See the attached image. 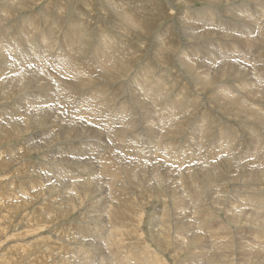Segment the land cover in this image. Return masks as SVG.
Instances as JSON below:
<instances>
[{
	"label": "bare ground",
	"instance_id": "obj_1",
	"mask_svg": "<svg viewBox=\"0 0 264 264\" xmlns=\"http://www.w3.org/2000/svg\"><path fill=\"white\" fill-rule=\"evenodd\" d=\"M18 1L19 3H17V0H0V37L4 38L7 46H14V49H6L4 53L10 57L9 59L5 60L6 57L0 56V63H2V65H8L10 69L8 72L3 70L4 72L0 76V86L3 87V90L0 91V98H2V101L8 102L12 99V93L16 92L18 95L21 94V102L23 103V105L19 107L16 106L18 110L12 109V111L18 112V114L16 115L15 121L12 123L9 122L11 127L9 132L5 133L8 137L19 139L21 136L37 132L41 128H44L45 133L46 131L54 129L52 135H49L48 132V135H45L46 137L43 138L40 136L41 140L39 136H33L34 138L32 140L35 139L34 141H36V143L33 141L31 146L29 143V149L35 148V150H39L38 148L40 146L47 143L55 144V141L65 145V150H62L63 154L59 152L60 149L49 151L52 163L48 171L46 168L42 169L44 171V178L48 182L46 185V188H48L47 190L52 189L56 193L55 199L46 206L45 211H47L46 215L48 217L43 216V219L50 221L51 218H58L64 221L72 212L82 211L84 209L90 210V212L82 214L80 221L85 224L90 223L92 229H83L78 235L85 237V239L89 237L92 239L94 238L95 243L96 241L100 242L102 249L99 247V252H96L94 250L96 247L92 248L91 243H87L85 251L78 252L79 250H74L76 254H81L83 257L80 264H94V262H97V264H102V262L103 264H140L138 261L140 258H143L142 260L146 264H165L166 262L164 258L160 256L159 252L164 253L170 249L168 248L167 239H172L173 230L171 227H175L174 232L176 238L183 235L184 231L181 230L186 228L185 220V223L183 221L181 222V229L176 231L179 224L177 225L175 221L179 219L178 216L184 215L186 211L184 208L182 211L183 213H178V211L176 212V209L179 210L178 207L176 209L174 208L175 212H173L172 209V211L170 210L169 212L170 214H168L166 208L170 200L172 206L174 204V206L178 205L181 206V208L187 206L191 207L193 204L195 207L193 209L195 210L194 214L196 215L203 212L207 207L204 213L199 217L201 226L204 228H207L209 224L207 222L210 218L219 216L220 210L218 209L222 205L223 208H225L224 211L228 212L229 216L227 215V217L233 225L246 226L242 231L253 235L255 232L252 231L249 226L257 224L259 225L258 230L264 231V207L257 206L259 201L264 202V193L262 192L263 195L251 198L249 204H246L253 191L260 193L259 190H256V187H259V189L263 187L264 189V181L261 178H256L254 186H251L249 183L245 182L251 174L243 169L242 171L246 174L239 172V168L237 170L235 169L238 165L245 164L240 163L237 159L247 162L251 157H255L257 153L259 154L257 151V153H254L257 147V141H254L251 147H249L251 150L250 153L248 149L246 150L248 153L245 154V151L242 152V149H240L242 144L241 139L243 138L240 133L242 132V125L244 124H238L237 122L239 126L235 128V125L233 126L232 123H221L225 118H218L211 114L208 108L206 109L204 107V105H206L210 107V110H214L215 108L223 117L235 118L237 120L238 118L236 117L239 116H245L247 118L252 117L249 119L250 121L248 120L249 123L255 118L256 124L259 125L258 127L264 129V119L262 118L264 115L262 117L260 116V119L257 116V112H259L257 107L264 106V95H261L264 94L262 93L264 88H260L261 84L246 83V81H248L246 78L245 80L242 79L243 81H237V87L233 86V89L235 88L233 91L224 89V91L220 90L219 92L218 88L214 86L215 80L222 81L229 79L228 77L232 80H236L237 77L239 78V66L242 68V64L238 62L234 63V61L232 62V60H234L232 57H241L243 60L245 58V63L246 61L248 63H255L253 60H247L248 56L252 57L254 60L259 57L260 60L258 61L262 62H256L254 64L256 67L254 72L260 74L261 82L264 80V73L263 75L261 73L264 71V64H262L264 62V60H262V56L264 55V20L251 19L248 15L247 8L244 7V5H248L252 10L256 8L258 12L261 11L262 14H264V2L260 0H245L249 3L242 2V10L236 12V6L233 5L228 7V11L225 10L226 13L224 12V14L228 12L229 17L232 16L233 18V20L228 22L244 24V30L241 31L242 35H236L229 32L218 31L214 27L216 25V20L211 12L217 11L221 3H233V0H199L206 2L209 8L208 11L200 13V18H195L192 12L190 13L189 10L186 11L184 16L185 20L182 24L187 27L184 26L183 33L189 38V43L196 44L188 47L190 52L182 53V59L184 61L183 63H179L177 69V54L175 55L173 51V49H177L173 41L175 37L174 30L172 28H167V30L161 32V34L156 37L157 40L156 44H154L153 52L150 54L151 56L147 58L148 60H144L143 63L153 67H155L154 64L156 63V67L161 65L164 70H168V66L171 65L169 68L171 72H177V77L184 80V76L182 73L180 74L182 69L181 66L183 65L193 78L196 76L194 83L199 91H205L210 87L212 83L211 78L213 76V90L216 94H213L214 96L212 95L213 97L210 102L202 104L199 94H191L186 85H184L185 88H183L186 89L185 92H180L177 96L178 99L173 95H169L171 88L166 85L165 82H159L160 78L157 77L153 68H144L142 74L137 75L136 78L132 72L135 66L140 63V60L143 58L145 59V52L147 50V42L140 39L136 40V37H142L147 32L150 26L149 19L152 25H154L156 21H159L158 19L152 20L154 14L158 16L164 14L163 7L159 8L160 0H157V2L156 0H143L146 4L150 3L153 6L154 4L152 2H154L156 8L147 5L142 6L139 4V1L133 0L131 2L133 11L129 13H127V10L121 11L122 8L120 5L118 6L114 0H98V2H96L98 3V7H96L97 10L100 9L105 13L110 12L113 16L115 15L119 18V22L116 23V28L113 32H109L107 30L108 28H105L106 31L102 30V34L106 36L98 37L94 35L95 32L92 34L90 31L86 21H88V23L90 21L92 22V20L95 21V18L92 17L95 13L92 10L88 11L87 14L80 15L79 13L80 17L78 19L81 20V22H78L77 19L64 21L60 15L56 13L49 15L46 11H43L42 15L36 13L37 15L34 14L35 16H30L31 18L28 22L25 21L23 25L21 24L24 28L20 26L18 31L14 32V39H12V34L9 33V29L16 27L19 15L23 12L27 13L28 11H34L39 5V3H37L39 0ZM194 1L196 2L197 0H187L186 2L179 0L178 2L189 7ZM119 3L122 5L129 4L126 3L125 0H119ZM48 8V6H44L43 9L50 13ZM134 13L139 20L134 21ZM45 14L49 16L43 19V15ZM83 15H85V17L81 19ZM98 16L99 14H97V16L95 15L96 18H98ZM100 17L102 18V16ZM224 17L226 16L224 15ZM102 19L106 18L104 17ZM13 20L14 22H12ZM36 22L37 24L43 23L42 29L38 33L42 36L38 40L37 37L32 39L33 34L36 32ZM64 26L66 30L63 31ZM187 32H190L189 35ZM247 33L251 35L249 38L247 37ZM17 36L18 38H16ZM49 38H59L62 40L61 46L56 50H53L51 47H45L44 44ZM41 39H43L42 44L40 42ZM135 40L139 43H134ZM198 47L208 54V59H205L201 55H194L193 52H198ZM80 49H83L85 53L91 57L85 60L83 56L79 54ZM141 49L145 51L143 50L144 52H141ZM40 51L42 54L50 53V59L45 58L51 62V68L56 72L58 75L57 77L43 71L41 62L44 57L43 55H39ZM216 57L218 59H216ZM208 61H212V63L206 68L205 64ZM196 62H198L199 65H195ZM231 63L232 65H229ZM43 66L46 68L45 64ZM249 70H246L244 73L246 76L250 75ZM130 73H133V76L129 79ZM206 73H208V75ZM166 74L165 72L162 76ZM168 75V78L171 79L172 75L171 77L170 74H167V76ZM65 76L70 79H65ZM153 78H155V80ZM260 80L257 79L256 82ZM171 81L174 84H177V81L180 83L179 79H172ZM97 84L100 87V91L93 87ZM135 84H137L136 87L141 89L143 93L139 96L140 99L138 96L136 97V101L142 104L141 108H147L152 112L151 115L156 116L159 120L157 123L160 124L161 132L159 130L156 131L155 126L152 125L153 122H150L152 117L147 118L148 120L145 122L138 123L134 118L133 111L127 107V101L122 99L123 96H121V94H128L132 97ZM126 85L130 87L127 89ZM135 89L137 90V88ZM248 90L249 93H246ZM237 93H240L239 97ZM246 95L249 98L246 97ZM251 96L257 100L259 104H251L253 103L251 101V103L247 102ZM103 97H105L107 102H110V108H106ZM117 97L119 98L117 99ZM145 98L148 102H152L154 107L153 105L149 107L143 104L147 103ZM199 107V113H196ZM73 110H75V115L72 113ZM97 116H100L98 122L96 121ZM212 120H215L216 124H214ZM2 121H4V119ZM142 123L147 131L153 134L151 138H143L141 134V131H143ZM95 124L96 126L93 127L92 125ZM7 126V128H9V124ZM188 126L190 127L188 128ZM190 130L193 131L191 133L194 135H188L187 137L192 139L190 141H193L192 144L194 146L189 145L188 148L186 146L187 149L185 151L180 150L179 152V149L173 145L176 141L171 140L175 137L174 135L178 133L183 135L186 131L190 132ZM245 131L246 129L243 132ZM158 133H161V135L159 139H156ZM107 137L110 139L108 145H111V142L113 146L98 150V143L104 144V139ZM2 143L3 142H1V144ZM202 150L205 151V154H201ZM131 152H134V154L128 155ZM56 155L58 156L54 157ZM70 155L72 160H70ZM19 157L21 160V156ZM84 158L85 161L83 160ZM159 159H164L169 165L170 163L180 165L178 166L179 168L177 167L178 169L174 170L176 172L170 169V167L161 166L162 175L167 176L166 180L171 183V186L174 187L177 185L174 189L175 198L166 196V187L161 185L162 188H160V177L158 176V172L160 171L157 168V164L155 165L156 162H154ZM13 160L16 163L20 161L18 156H15ZM67 160L71 162V164L74 162L75 167H66L65 164L61 163ZM193 162L197 164L194 168H190V165L193 166ZM151 163H153V165ZM123 164H127L125 166L127 168L125 169L128 172L134 165L137 171L128 173L126 180L120 182L115 177L114 166ZM186 164H188L189 167L183 171L182 169L186 167ZM201 165H203V171H201ZM21 166L22 165H20V167ZM171 167L173 166L171 165ZM104 168L111 169L106 171L104 173V178L100 180L99 172ZM168 169L169 171H167ZM18 170H20V168H18ZM170 171L173 173H170ZM169 174L172 175V178L168 176ZM262 177H264V175H262ZM44 178H41L43 182L45 181ZM201 178L205 181L202 189L196 185L198 181L200 182ZM239 178L245 179L239 184L241 187L239 190H250V194L243 199L244 201L240 199L241 197L239 195V199L242 200L239 202H243V204H239L236 192L225 193V191L229 189H235L234 191L237 190ZM143 179H147L149 182H155V186H151L153 184L152 182L150 185L155 190L137 192L136 188L141 185ZM54 180L56 182L55 187L52 185ZM101 181L105 185L110 183V195L106 194V191H103ZM216 189L219 190V193L217 197L213 199L214 201L211 202V198H214L212 192H216ZM186 192H190L191 194L188 195ZM229 193H232V196L229 197L231 200H227L228 203H225V198L230 195ZM139 195H142L146 200H141L139 203ZM184 196L189 200H183ZM158 198L159 200H157ZM168 198L170 199L169 201ZM46 199L49 200L50 197L47 196ZM150 199L154 200V202L156 200L157 202L159 201L161 205L159 204L160 209L157 213L158 216L152 221L151 233L153 235L152 241L154 242L148 245L142 240L147 238V236L143 235V223L141 222L146 215L147 206L150 205ZM205 201L213 203V205L206 204ZM244 204L249 207V213L251 212L250 216H247L246 213L248 212H245L244 209H246V207L244 206L246 205ZM19 207V205L13 207V211L15 208ZM214 207H217V210H215ZM11 210L12 209H10V211ZM175 213L176 215L174 216L173 214ZM194 220H196V218L190 215L188 216L187 223L194 222ZM205 223L207 224L205 225ZM220 223L222 224V221ZM224 224L225 222L223 225ZM38 225L40 224L38 223ZM41 225L40 228L44 226L42 223ZM19 227H21V225H19ZM225 227V229H227V226ZM31 228L32 230H30ZM157 228L159 230H155ZM43 229H46L45 226ZM27 230L36 233L34 230L38 231L39 226L33 229L32 226L27 225ZM258 230H256L258 234L261 236L264 235V232ZM216 231L214 234L208 232L210 234L208 235L209 238L212 235L213 240L216 239V241H214L216 242L215 247H218L221 252H224L227 247L233 246L232 242L227 239L225 241L224 237L220 236L221 231ZM225 232L230 233V230ZM188 233L189 231L187 230V234ZM67 237L69 236L67 235ZM67 237L64 238L62 236L60 243L62 241L66 242ZM73 237H75V235L69 238ZM196 237L197 235H193L188 239L195 240ZM182 238L185 239L186 237ZM81 240L84 239H79V241ZM89 240L90 239H88V241ZM92 241L93 240H91V242ZM256 241L258 242V240ZM153 246L156 249H154ZM257 246L262 247L260 249L253 248ZM257 246H252V249H258L257 252L253 250L255 256L264 253V242L260 240ZM242 248L244 249V247H241V249ZM90 253L91 256L89 255ZM95 253L99 254L98 256L100 259L95 256ZM175 253L178 258V256L183 253V249ZM197 254L198 252L196 255ZM223 255L222 253V257L220 256L221 264H223L221 262ZM154 256L155 258L152 261ZM212 258L213 260L207 259L211 262L218 263V260L214 256H212ZM263 260L264 257L260 258L261 262Z\"/></svg>",
	"mask_w": 264,
	"mask_h": 264
},
{
	"label": "rangeland",
	"instance_id": "obj_2",
	"mask_svg": "<svg viewBox=\"0 0 264 264\" xmlns=\"http://www.w3.org/2000/svg\"><path fill=\"white\" fill-rule=\"evenodd\" d=\"M114 1L118 6L120 5V7L122 8L121 11L127 10V13L133 11V5H131V2L133 0H125L126 3H129L128 5L127 4H125V5L120 4L119 0H114ZM137 1H139V4L142 6L147 5V6L155 7L154 2H152L154 4V6H153L150 3L146 4L143 0H137ZM178 1L179 0H160L159 8L163 7L164 14L162 16H158V15L154 14V16L152 17V20L158 19L159 21L158 22L156 21L155 24L152 25L151 20L149 19L150 26H149L147 32L142 37H136V40L140 39V40H144L147 42V50L145 52L146 53L145 59L144 58L141 59L140 63L135 66V68L132 72L134 73L135 78H136L137 75L142 74V71L144 68H146V67L153 68L156 72L155 74L157 75V77L161 79V80L159 79V82L163 81L166 83V85H168L171 88V92L169 93V95H173L176 99H178L177 98L178 94L180 92H185L186 89H183V88H185L184 85H186V86H188V88H189L188 91L191 94L192 93H198L202 104H206V103L210 102L211 98L216 94V92H214V90H213V83H214L213 82V76L211 78L212 83H211L210 87L205 91H202V90L199 91L195 87V83H194L196 80V76L193 78L186 71V69L183 67V65L181 66L182 69H181L180 74L182 73V75L184 76V80L177 77L178 76L177 72L176 73L173 71L171 72V70L169 69L171 67V65L168 66V68H167L169 70L168 71V70L162 69L161 65L159 67H156V63L154 64L155 67L150 66L146 63H143L144 60H148L147 58L149 56H151L150 54L153 52L154 44H156V40H157L156 37H158V35L161 34V32L167 30V28L168 29L172 28L174 30V34H175L173 41H174L175 45L177 46V49L175 48V49H173V51H174L175 55L177 54L176 69L178 68L179 63L180 62L183 63V61H184L182 59V57H183L182 53L183 52H185V53L190 52V49H188V47L196 44V43H194V44L189 43V38L186 37L185 36L186 34L184 35V33H183L184 26L185 27H187V26L186 25L183 26L182 22L185 20L184 16L186 14V11L189 10L190 13L192 12L193 17L200 18V13L204 12V11H208L209 5L206 2L197 0L196 2L195 1L192 2L191 3L192 5L188 7L185 4H181V2L179 3ZM186 1L187 0H183V2H186ZM260 1L264 2V0H260ZM64 2H65V4H64ZM96 2H98V0H47V1L46 0H39L37 2V3H39V5L34 11H28L27 13L23 12L19 15V17L17 19L18 21L16 20L18 22V23H16V27L12 28L13 30L9 29V33L12 34V39H14V32L18 31L19 27L22 26L25 21L28 22V20L31 18L30 16H32L34 14L35 15H37V14L42 15L43 11H46L49 15L56 13V14L60 15V17L64 21H69L71 19H77L78 22H81V20L78 19L80 17V15L81 14H87L88 11L92 10L95 13L92 16L95 18V21L92 20V22L90 21L91 23L90 22L88 23V21H86L90 31L92 32V34H94V32H95L94 35L98 36V37L106 36L105 34H102V30L106 31V29L108 28L107 30L109 32H113L114 29L116 28L115 27L116 23L119 22V18L115 15L113 16V14H111L110 12L105 13V12L101 11L100 9H98L99 10L98 11L96 9V7H98V3H96ZM156 2H157V0H156ZM242 2L249 3L245 0H233V3L232 2L228 3V4L226 2H224L223 4L221 3L219 5L220 8H217V11H211L215 17V20H216V25L214 27L218 31L229 32V33L236 34V35H242L241 31L244 30V24L243 23H236V22H228V21L233 20V18H232V16L229 17L228 12H227V14H224V12L226 13L225 10L228 11V7L232 6V5L236 6V8H235L236 12L239 10H242V6H243V5H241ZM17 3H19L18 0H17ZM89 4H92V5H89ZM44 6L49 7L48 10H50V13L47 10L43 9ZM61 7H63L64 9ZM244 7L247 8L248 15L250 16L251 19H253V20H264V14H262L261 11H259L260 12L259 13L256 10V8H254L255 10L254 9L252 10L248 5H244ZM59 8H61V9H59ZM201 10H203V11H201ZM79 13H80V15H79ZM97 14H99V16H98L99 19L95 17V15L97 16ZM49 15H47V14L43 15V19L47 18ZM134 15H135V13H134ZM178 15H179V17H178ZM224 15L226 17H224ZM100 16H102V18L105 17L106 19H102ZM81 17H82L81 19H84L85 15H83ZM133 19H134V21L139 20V18H137L136 15L133 16ZM12 22H14V20ZM42 24L43 23L37 24V22H36V24H35L36 32L33 34L32 39L34 37H37V40H38L42 36V35L38 34L39 31L42 29L41 28ZM22 28H24V27L22 26ZM64 30H66L65 26L63 28V31ZM63 31H62V33H63ZM189 33L190 32H187L188 35H189ZM95 36H93V37L97 38ZM250 36L251 35H248V33H247V37L249 38ZM16 38H18V36ZM136 40L134 43L138 44L139 42ZM61 41L62 40H60L59 38H49L48 41L44 45H45V47L46 46L51 47V48H53V50H56L57 48H59L61 46ZM90 41H92V40H90ZM40 42L42 44L43 39H41ZM92 42H94V41H92ZM6 49H14V46L13 45L11 47L7 46L5 41H4V38L0 37V56H4V58L6 57L5 60L10 58L8 55L4 54ZM143 50L144 49H141V52ZM193 53L195 56L201 55L205 59H208V54L200 48H199L198 52L194 51ZM79 54L82 55L85 60H88L91 57L90 55L85 53V51L83 49L79 50ZM39 55H41V56L43 55V57H44L42 59V62H41V64H42L41 66L43 67V71L47 72V74H49V75H54V77H57L58 75L56 74V72L53 71V69L51 68V62L48 60V59H50V53L42 54V52L40 51ZM236 56H238V55H236ZM45 57L48 59H46ZM233 58H234V60H232V62L234 61V63L238 62V63L242 64V68H241V66H239L240 67V70H239L240 73L238 74L239 78L237 77L236 80H232L230 77H228L229 79H225L222 81H216L215 80L214 86L216 88H218L219 92H220V90L224 91V89L225 90L228 89V91H233L235 89V88L233 89V86H236L237 81H239V80L243 81L246 78L248 79V81H246V83L247 82H249V84L259 83L262 86V87L260 86V88L263 89L264 88V86H263L264 80H262V82H261L260 74L258 72H256V73L254 72V70L256 68L254 64L256 62H262V61H258V60H260V58L259 57L256 58L255 59L256 61H255L254 59H252V57H250V56L247 57V60H253L255 63H253V62L248 63L247 61L245 63L246 59L244 58V60H243L241 57H239V58L232 57V59ZM262 58H263L262 60H264V55L262 56ZM216 59H218V58L216 57ZM43 62L45 64L46 68H44ZM148 63L151 64L150 62H148ZM210 63H212V61H208L205 64V67L207 68V66ZM197 64H198V62L195 63V65H197ZM262 64H264V62ZM229 65H232V63ZM5 66L6 65H2V63H0V76L2 75V73L4 71L5 72L10 71L9 66L8 65L6 67ZM218 66H219V64H218ZM182 70H184V71H182ZM246 70L250 71V75H247L248 77L246 76V74H244L246 72ZM165 72L167 74H170V77L172 75L171 79L168 78L169 75L167 76V74L165 76H162ZM133 73L132 74L130 73L131 75L129 74V76H130V77L128 76L129 79L133 76ZM204 73H205V71H204ZM261 73L263 75L264 71H262ZM206 74L208 75V73H206ZM49 77H51V76H49ZM254 77H255V79H254ZM65 79H70V78L65 76ZM126 79H128V78H126ZM153 79L155 80V78H153ZM172 79H175V80L179 79L180 83L177 81V84H174L171 81ZM257 79L260 81L256 82ZM230 82H232V83H230ZM126 86H127V89L130 87L129 85H126ZM136 86H137V84L134 85L132 97L129 96L128 94H121V96H123L122 99L127 101V107L133 111L134 118L138 123L145 122L148 120L147 118L152 117L150 122L151 123L153 122L152 125L155 126L156 131L159 130L161 132L160 124L157 123V121H159V120L156 118V116L151 115L152 112L149 111L147 108H141L142 104H140L139 102L136 101V97L137 96L139 97L143 94L141 89H139ZM93 87H94V89L100 91V87L98 86V84L93 86ZM135 88H137V90ZM205 89H206V86H205ZM1 90H3L2 86H0V91ZM262 91L261 92L264 93V90H262ZM246 93H249V90ZM239 95H240V93H237L238 97H239ZM261 95H264V94H261ZM205 96H206V98H205ZM246 97H248V96L246 95ZM103 98L105 101L106 108L107 107L110 108V102L109 101L107 102L105 97H103ZM118 98L119 97H117V99ZM139 99H140V97H139ZM250 99L248 101L247 100L246 101L247 102H250V101L253 102V103L250 102L251 104H254V103L259 104V102L257 100H255L252 96L250 97ZM145 101L147 103H143V104H146L149 107L151 105H153V107H154V104H152V102H148V100L146 98H145ZM21 105H23V103L21 102V94L18 95L16 92L12 93V99L8 102H4V101H2V98H0V127H1L0 128V151H2V152H0V202L2 203V204L0 203V209H1L0 210V264H80V262L82 261L81 259H83V257L81 256V254L80 255L76 254L74 252V250H79L78 252L85 251L87 243L88 244L91 243L92 248L96 247V249L94 248V250L96 252H99V250H100L99 247H101L99 241H96V243L94 242L95 241L94 238L92 239L91 237H89L88 239H90V240L88 241L87 238L85 239V237L78 235V233H80L83 229L84 230H87L88 228L90 230L92 229V225H90V223L85 224V223L80 221V217L82 216V214L83 213L86 214V212H90V210L84 209L82 211L72 212V214L70 213V215H68V217L65 218L64 221L62 219H58V218H53V219L51 218L50 221L43 219L44 217H48L46 215L47 211H45L46 206L51 201H53L55 199L56 193L52 189L47 190L48 188H46V185L48 182L44 178V171L42 169L46 168V170L48 171L49 166L52 163V160H50L51 154L49 151L60 149L61 151L59 150V152L63 154L62 150H65V145H62L61 142L55 141V144L47 143V144L40 146L38 148L39 150H35V148H33L34 150L31 148L29 149L28 144L30 143L29 145L31 146V143L35 140V139L32 140L34 137H38V136L40 137L41 136L44 138L48 135V132H49V135H52L54 133L53 132L54 129L51 131H46V133H45L44 128H41L40 130L37 131L38 133L34 132V133L26 135V136H21L22 138L20 137L19 139H16V138L10 137V136L8 137L5 132H9V129L11 127L10 123H12L13 121L16 120V115L18 114V112L12 111V109L18 110V107ZM16 106H18V107H16ZM116 106H118V105H116ZM204 107L206 109L208 108L210 113L217 116L218 118H225L224 121H222L221 123H227V124L232 123L233 126L235 125V128H237L239 126L238 124H244V125H242L243 126V129L241 132L242 134L240 133V135L243 137L241 139L242 144H241L240 149H242L241 150L242 152L245 151V154L248 153V151H246V150L249 149V153H250L251 150L249 147H251V144H253L254 141H257V147H256L254 153L259 152V154L257 153L255 157H251V159L247 162L240 161L239 159H237L240 163H245V164L244 165H238L237 168H235V169L237 170L239 168L238 169L239 172L246 174L244 172V171H246L249 174H251L249 176V178L245 181V182L249 183V185H251V186H254V181L256 178H261L264 181V177H262V175H264V148H263L264 147V129L258 127L259 125L256 124L255 118H253L252 122L249 123L248 120L251 119L252 117L247 118L245 116H239V117H236V118H238V120H237L235 118L233 119V118H229V117H223V115L221 113H218V111L215 108H214V110H210V107H208L206 105H204ZM199 110H200V107L196 111V113L197 112L199 113ZM257 110L259 111V112H257V116L260 119V116L262 117L264 115V106H258ZM74 111L75 110L72 111L73 114H74ZM190 115H191V113H190ZM5 117H6V119H5ZM99 117L100 116L96 117L97 122L99 120ZM262 118L264 119V116ZM1 119L2 120L4 119V121H2ZM12 119H14V120H12ZM244 119H245V122H244ZM227 120H229V121H227ZM231 121H233V122H231ZM212 122L214 124H216L215 120H212ZM237 122H238V124H237ZM7 123L9 124V128H7L8 127ZM92 126L95 127L96 124L92 125ZM189 127L190 126H188V128ZM4 129H5V131H4ZM245 129H246V131L243 132ZM142 130L143 131H141V134L143 135V138L148 139V138H151L153 136V134H151L150 132L147 131V129L143 125V123H142ZM191 132H193V131H191V130H190V132L186 131L183 135L178 133L177 135H174L175 136L174 138H172L171 141H176L175 143H173V145L177 149H179V152H180V150L185 151L189 145H193L192 144L193 141H190L192 139L187 137L188 135H194ZM39 133H41V134H39ZM160 135H161V133H158L156 136V139H159ZM214 136H215V131H214ZM41 137H40V140H41ZM109 140L110 139L108 137L106 139H104L105 145L103 143H101V144L98 143V145H99L98 150L107 149V148H110V146L112 147L113 143L110 142L111 145H108ZM1 142H3V143L1 144ZM34 142L36 143V141H34ZM154 145H155V142H154ZM186 146H187V148H186ZM134 147H136V146H134ZM41 148H43V149H41ZM48 148H50V149H48ZM202 151H201V154L205 152V151H203V152ZM130 154L133 155L134 152H131L128 155H130ZM58 155H56L54 157H57ZM15 156L16 157L18 156L19 160H20L19 156H21V160L18 163L14 162V160H13V158ZM45 156L47 159L45 158ZM70 157H71V155H70ZM68 160L63 161L61 163L65 164L66 167L74 168L75 163L73 162V164H71V162H68ZM70 160H72V157L70 158ZM83 160L85 161V158ZM83 160H82V162H83ZM163 161L165 162L164 159L163 160L159 159L158 161H154V162H156L155 165L157 164V168L160 171V172H158V176L160 177V180H159L160 188H162L161 185L166 187L167 188L166 196L175 198V192H174L175 190L174 189L177 187V185H175L174 187L171 186V183L166 180L167 176L162 175L163 173L161 172V166L163 165L167 168L170 167V169H172L174 171V170L178 169L179 168L178 166H180V165H174L172 163H170V165H169V163L167 161L165 163ZM11 162L13 163V165ZM95 164H96V162H95ZM127 164L114 166L115 167V177L120 182H124L126 180L128 173H132V172L137 171V169L134 165L130 169V171L128 172L125 169V168H127V167H125ZM151 164L153 165V163H151ZM192 164H193V166L190 165V168L191 167L194 168V166H196L197 163L195 164V162H193ZM20 165H22V166L20 167ZM171 165L173 167H171ZM187 167H189L188 164H186V167H183L182 170L183 171L186 170ZM202 167H203V165H201V171H203ZM234 167H235V164H234ZM18 168H20V170H18ZM111 168H104L99 172L100 180L102 178H104V173ZM97 169H98V166H97ZM242 169L244 171H242ZM167 171H169V169ZM174 172H176V171H174ZM170 173H173V172L170 171ZM168 176L170 178H172L171 177L172 175L169 174ZM41 178H44L45 181L43 182L41 180ZM50 178H52V177H50ZM50 178H48V179H50ZM244 180L245 179H243V178H239V180L237 182V190L236 191H234L235 189H232V190L229 189V190H226L225 193L226 192H236V195L238 196V202L242 201L245 197H248V195L250 194V190L249 191H246V190L240 191L239 190V189H241L239 184L241 182H243ZM151 182H149L147 179H143V181H141V185L136 188L137 192H142V191H147V190L154 191L155 189H153L151 186H153V185L155 186V182H153V181H151ZM204 182L205 181L201 178L200 182L198 181L196 185L202 189L204 186ZM52 183H53L52 185L55 187L56 186L55 180ZM101 184H102L103 191H106L107 192L106 194L110 195L111 194L109 191L110 183L105 185L101 181ZM22 185H24V186H22ZM261 188L262 189H259V187H256V190H259L260 193H256L253 191L251 193V195L249 196V199L247 200L246 204H249L251 198L263 195L262 192L264 193V189H263V187H261ZM212 189H214V188H212ZM190 192H186V193L188 195H190L191 194ZM218 193H219V190H217L216 192H212V194L214 195V198H211V202L214 201L213 199H215V197H217ZM229 194L230 195L226 196V198H225V200H226L225 203H228L227 200H231V199H229V197L232 196L231 195L232 193H229ZM239 195L241 197L240 199H242V200L239 199ZM47 196L50 197L49 200L46 199ZM139 196H140L139 203L141 202V200H146L142 197V195H139ZM184 199L189 200L188 198H186V196L183 197V200ZM157 200H159V198ZM157 200L154 202V200L150 199V201H151V202L149 201L150 205H148V206L146 205L147 206L146 215L144 217V220H142V222H141V223H143V227H142L143 235L147 236V238H144L142 240L145 243H147L148 245H149V243L153 244V242H154V241H152L153 235L151 232H152V221H154V219L158 216L157 213L160 209V206H159L160 202L159 201L157 202ZM169 200L170 199L168 198V201ZM169 202L170 203L166 208V212H168V214H170L169 212H170V210L172 211V209H173V212H175V209L178 207H179V210L176 209V212L178 211V213L179 212L183 213L182 211L185 208L186 212L184 213V215L178 216L179 219H177L176 221L177 222L179 221V222L177 223L175 221V223L177 225L179 224L178 225L179 227L177 226V229H176V231H178L179 229H181V227H180L181 222L183 221L185 223V220H186V228L181 230V231H184V233H183V235H181L179 237L180 238L179 239V238H176V234L174 232L175 227H173V226L171 227L173 230L174 237H173V235L171 237L173 240L167 239L168 248H170V249L169 250L167 249L168 251L164 252V253L159 252L160 256L162 258H164V260L167 264H221L220 263V256L222 257V253L224 254L223 259L221 260V262L223 264H264V260L262 262L260 261V258L264 257V255H263L264 253H261V254L255 256V252H257V250L262 247V246H257L259 244L260 240L264 242V235L261 236L260 234H258V232H256V230H258V228H259L258 224L254 225V226L253 225L249 226L250 229L255 232L253 235H251L250 233H246V232L242 231L243 228L246 226H238V225L235 226V225H233V223L227 217V215L229 216L228 212L224 211L225 208H223V206L221 205V207H219V209H218V210H220L219 216H217V217L211 216L212 218L209 219L210 222L209 221L207 222V223H209L207 225V228H204L201 226V222L199 221V217L202 213H204V211L206 210L207 207L205 208V210L203 212L196 215V214H194L195 210H193V209L195 207L193 206V204L191 205V207L187 206V207L181 208V206H178V205L174 206V204H173V206H174L173 207L171 200ZM232 202H234V201H232ZM205 203L213 205V203H209L208 201H205ZM241 203L243 204V202H239V204H241ZM188 204H191V203H188ZM246 204H244V205H246ZM17 205H19L21 208L20 207L15 208L13 211V207H16ZM1 206H3V207H1ZM257 206L264 207V202L259 201ZM232 207H234V206H232ZM244 207H246V209H244L245 212H248V213H246L247 216H250L251 212L249 213V207L247 205ZM10 209H12V210L10 211ZM214 209L217 210V207H214ZM173 215L175 216L176 213ZM190 215H193V217H195L196 220H194V222L187 223L188 216H190ZM37 221H39V222H37ZM221 221H222V224L220 223ZM224 222H225L224 225L227 226V229H225L226 227L223 225ZM21 223H23V224H21ZM38 223L40 225H38ZM41 223L44 224L46 229H43L44 226L42 228H40V226H42ZM207 223H205V225ZM249 223H251V222H249ZM26 224L32 226L33 229H35L36 226H39V230L38 231L34 230V232H36V233H32L33 231H30V230H32V228L30 230H27ZM45 224H47V225H45ZM189 224H190V226H189ZM15 225H16V227H15ZM19 225H21V227H19ZM210 225H211V227H210ZM232 226H234V227H232ZM189 227H190V229H189ZM220 227L221 228L223 227V228L221 229ZM11 228H13V229H11ZM16 228H18V229H16ZM40 229H41V231H40ZM250 229H247V230H250ZM155 230H159V229L157 228ZM187 230L189 231L191 236L189 235V233L187 234ZM216 230L221 231L220 236H223L225 241L227 239L228 241L233 243L232 244L233 246L227 247L224 252H221L218 249V247H215L216 242H214V241H216V239L213 240L212 235L210 236V238L208 236L212 233L214 234ZM227 230H230V233L225 232ZM258 231H262V230H258ZM262 232H264V231H262ZM65 234H66V236H65ZM94 234H95V232H94ZM67 235L69 237H72L73 235H75V237L69 238V237H67ZM193 235H197L195 240L188 239V238H191ZM62 236L64 238L67 237V240H66V242L62 241L60 243V239ZM81 237L84 240L79 241V239H82ZM182 237H186V238L184 239ZM91 240H93V241L91 242ZM244 240H245V242H244ZM256 240H258V242ZM38 241H40V242H38ZM250 242H252V243H250ZM98 245H100V246H98ZM47 246H49V247H47ZM252 246H257V247H253V248L254 249L258 248V249L254 250V249H252ZM46 247H47V249H46ZM241 247H244V249L243 248L241 249ZM153 248L156 249L154 246H153ZM101 249H102V247H101ZM182 249H183V253H181L180 256H178V258H177L175 252H180ZM186 249H188V250H186ZM68 251H69V253H68ZM197 252L199 255L198 254L196 255ZM89 255L91 256V253ZM98 255H99L98 253H95V256L98 259H100V257ZM193 255H195V256H193ZM212 256H214L218 260V263H214V262L210 261V260H213ZM154 258H155V256L152 258V261L154 260ZM207 258L210 260H208ZM142 259L143 258L138 259L140 264L145 263ZM98 262H100V261H98ZM94 264H97V262L96 263L94 262ZM102 264H103V262H102Z\"/></svg>",
	"mask_w": 264,
	"mask_h": 264
}]
</instances>
